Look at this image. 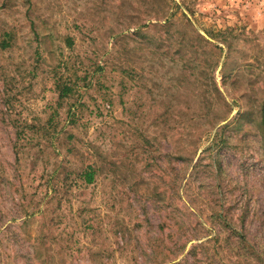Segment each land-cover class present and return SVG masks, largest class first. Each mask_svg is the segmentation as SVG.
Here are the masks:
<instances>
[{
  "label": "rangeland",
  "instance_id": "obj_1",
  "mask_svg": "<svg viewBox=\"0 0 264 264\" xmlns=\"http://www.w3.org/2000/svg\"><path fill=\"white\" fill-rule=\"evenodd\" d=\"M0 264H264V0H0Z\"/></svg>",
  "mask_w": 264,
  "mask_h": 264
},
{
  "label": "trees",
  "instance_id": "obj_2",
  "mask_svg": "<svg viewBox=\"0 0 264 264\" xmlns=\"http://www.w3.org/2000/svg\"><path fill=\"white\" fill-rule=\"evenodd\" d=\"M96 174L97 171H95L92 167H88L81 172L80 177L84 180L87 185H90L95 182Z\"/></svg>",
  "mask_w": 264,
  "mask_h": 264
}]
</instances>
